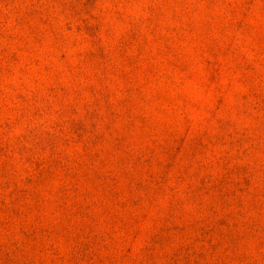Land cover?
I'll return each mask as SVG.
<instances>
[{
	"label": "rangeland",
	"instance_id": "rangeland-1",
	"mask_svg": "<svg viewBox=\"0 0 264 264\" xmlns=\"http://www.w3.org/2000/svg\"><path fill=\"white\" fill-rule=\"evenodd\" d=\"M0 264H264V0H0Z\"/></svg>",
	"mask_w": 264,
	"mask_h": 264
}]
</instances>
